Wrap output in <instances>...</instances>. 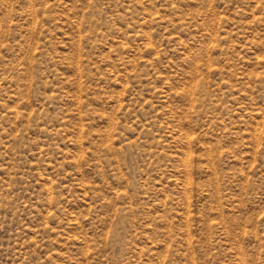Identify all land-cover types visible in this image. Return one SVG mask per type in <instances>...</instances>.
I'll return each instance as SVG.
<instances>
[{
    "label": "rangeland",
    "instance_id": "obj_1",
    "mask_svg": "<svg viewBox=\"0 0 264 264\" xmlns=\"http://www.w3.org/2000/svg\"><path fill=\"white\" fill-rule=\"evenodd\" d=\"M0 264H264V0H0Z\"/></svg>",
    "mask_w": 264,
    "mask_h": 264
}]
</instances>
